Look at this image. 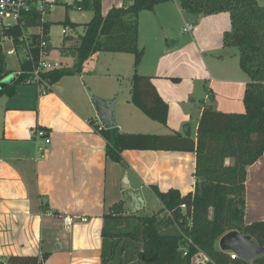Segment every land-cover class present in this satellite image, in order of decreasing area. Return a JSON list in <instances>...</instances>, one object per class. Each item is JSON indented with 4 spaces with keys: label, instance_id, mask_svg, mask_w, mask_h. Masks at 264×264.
Returning <instances> with one entry per match:
<instances>
[{
    "label": "crops",
    "instance_id": "crops-1",
    "mask_svg": "<svg viewBox=\"0 0 264 264\" xmlns=\"http://www.w3.org/2000/svg\"><path fill=\"white\" fill-rule=\"evenodd\" d=\"M123 1L102 0L103 15ZM192 16L177 0L141 12L138 66L134 55L101 52L85 62L81 75L64 77L46 94L24 85L15 97L0 99V259L48 254L44 264H101L103 218L114 204L123 200L140 214L151 186L183 196L194 191L195 153L125 151L118 164L107 158L106 141L90 123H101L95 98L116 99L115 123L123 133H196L205 106L245 111L249 78L239 51L223 46L229 13ZM194 21V30L185 33ZM134 72L150 76L169 105L167 127L131 103V82L124 80ZM35 129L52 140L43 154L38 148L45 141L33 137ZM125 168L145 204L136 212L123 188ZM67 216L75 218L70 229L64 226ZM256 221H264V155L249 167L246 182L245 222ZM199 263H207L202 253L192 261Z\"/></svg>",
    "mask_w": 264,
    "mask_h": 264
},
{
    "label": "trees",
    "instance_id": "trees-1",
    "mask_svg": "<svg viewBox=\"0 0 264 264\" xmlns=\"http://www.w3.org/2000/svg\"><path fill=\"white\" fill-rule=\"evenodd\" d=\"M124 1L122 7H113L104 16L102 0H85L83 11L92 10L93 18L72 48L76 63L44 74L51 87L66 76L81 75L85 62L97 53L131 54L135 66L140 64L139 15L172 0ZM177 1L185 12L197 17L229 13L231 30L225 33L223 46L238 49L240 68L249 78L245 111L224 113L205 106L196 133L188 129L171 135L123 133L115 121L110 127L90 122L106 141L107 158L118 164L124 163L125 151L196 155L193 192L183 196L177 189L162 192L151 186L163 205L154 215L133 213L123 200L110 208L103 218L101 264H192L200 253L207 257L206 264H264V254L248 262L232 259L231 253L218 248L219 240L234 231L252 237L264 248V221L245 222L248 169L264 155V0ZM63 24L74 32L78 30V25L69 20ZM38 54L35 50L36 59ZM4 61L0 49V82L12 75ZM21 67L23 73L0 91V99L13 98L21 86L31 85L27 80L32 63L22 62ZM131 87V103L149 119L167 127L169 105L152 78L135 72ZM48 257L10 256L0 259V264H44Z\"/></svg>",
    "mask_w": 264,
    "mask_h": 264
},
{
    "label": "built area",
    "instance_id": "built-area-1",
    "mask_svg": "<svg viewBox=\"0 0 264 264\" xmlns=\"http://www.w3.org/2000/svg\"><path fill=\"white\" fill-rule=\"evenodd\" d=\"M85 0H0V49L2 54L8 57H17L18 61L32 63L33 71L30 72L28 84L35 85L39 91L46 94L51 86L44 74L62 69V62L49 61L50 34L52 21L49 20L53 12L59 9H72L83 11ZM66 21V20H65ZM64 22V21H63ZM194 30V25H187L185 33ZM72 30L64 27L62 34L66 35ZM38 50L39 58L36 59L34 51ZM17 72L16 79L22 74ZM33 137L44 140L39 145V152L42 154L48 150L52 143L51 137L43 129H35ZM185 209V206H182ZM75 223V218L67 216L64 219V226L70 229ZM232 259L238 257L232 253Z\"/></svg>",
    "mask_w": 264,
    "mask_h": 264
},
{
    "label": "rangeland",
    "instance_id": "rangeland-1",
    "mask_svg": "<svg viewBox=\"0 0 264 264\" xmlns=\"http://www.w3.org/2000/svg\"><path fill=\"white\" fill-rule=\"evenodd\" d=\"M189 17L192 18L194 16L189 14ZM48 18L49 20L52 21V27H51V34H50L49 56L48 57L46 56V58L49 61L62 62L64 67H72L76 63V53L72 48L78 44L79 35L84 34L87 24L92 20L93 11L92 10L75 11L72 9L62 8V9H59L53 12L50 16H48ZM65 20H69L77 24L78 30H76V32L72 31L66 35H63L62 34V30L64 29L63 21ZM192 23H194L193 25L195 26L197 25L196 21ZM68 36H71L69 37L70 40H67L66 37ZM4 67L6 68L7 71H11L12 75H16L17 72L21 70V62L18 61V58L15 56L14 57L5 56ZM142 71H145V70H142ZM138 74L145 75L142 73H138ZM131 80H132V77L129 79V81L127 79L124 80V84L130 83ZM125 88L126 87L124 86L123 88L124 92L126 91ZM144 196L146 200V208L141 210L140 214H142L143 216L154 215L162 209L163 205L160 202V200L156 197V195H154V193L146 190ZM229 253L232 254L233 252H229Z\"/></svg>",
    "mask_w": 264,
    "mask_h": 264
},
{
    "label": "water",
    "instance_id": "water-1",
    "mask_svg": "<svg viewBox=\"0 0 264 264\" xmlns=\"http://www.w3.org/2000/svg\"><path fill=\"white\" fill-rule=\"evenodd\" d=\"M16 80L14 75L6 77L0 82V91L12 85ZM115 103L116 99L106 101L101 98H95L94 105L101 123L110 127L115 121ZM123 188L128 192L130 199V208L134 212L140 210L145 206L142 193L135 192L131 189V185L128 179V169L124 170V178L122 180ZM221 251L233 252L239 258L248 262H253L262 254H264V248L260 247L250 236H243L239 232L234 231L223 236L219 241Z\"/></svg>",
    "mask_w": 264,
    "mask_h": 264
}]
</instances>
